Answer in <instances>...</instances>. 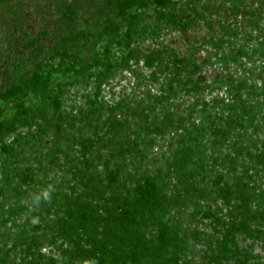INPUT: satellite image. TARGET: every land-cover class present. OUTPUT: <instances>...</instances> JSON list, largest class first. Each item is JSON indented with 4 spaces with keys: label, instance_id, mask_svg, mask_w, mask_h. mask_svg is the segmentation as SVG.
Segmentation results:
<instances>
[{
    "label": "trees",
    "instance_id": "1",
    "mask_svg": "<svg viewBox=\"0 0 264 264\" xmlns=\"http://www.w3.org/2000/svg\"><path fill=\"white\" fill-rule=\"evenodd\" d=\"M13 255L264 264V0H0Z\"/></svg>",
    "mask_w": 264,
    "mask_h": 264
},
{
    "label": "rangeland",
    "instance_id": "2",
    "mask_svg": "<svg viewBox=\"0 0 264 264\" xmlns=\"http://www.w3.org/2000/svg\"><path fill=\"white\" fill-rule=\"evenodd\" d=\"M259 64V63H258ZM126 75V74H125ZM117 81H120L119 83H121V87H124L125 86V88L127 89V91L130 93V91H131V88H130V86L128 87V82H127V80H125L124 79V77H119L118 79H117ZM121 87L118 89L119 91H122V89H121ZM121 89V90H120ZM119 93V92H118ZM224 95V93L222 92L221 94H220V96H223ZM211 98L210 97H208L207 98V101H209ZM28 213H21L20 214V216L19 217H17V219H18V224H20V225H23L25 222H26V220H27V218H28ZM13 243L12 242H10V245L8 246V249H11V245H12ZM245 245H247L246 243H245ZM45 251V250H44ZM256 252L257 253H260L261 252V248L260 247H257L256 248ZM14 256L15 255H13V256H10V258H9V260L7 261V264H13V263H11V261L10 260H13V258H14Z\"/></svg>",
    "mask_w": 264,
    "mask_h": 264
}]
</instances>
